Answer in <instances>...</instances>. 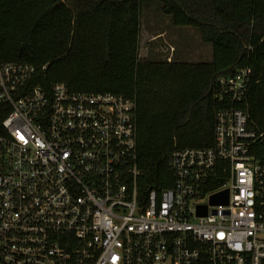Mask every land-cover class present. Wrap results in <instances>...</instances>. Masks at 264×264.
<instances>
[{"label":"built area","instance_id":"obj_1","mask_svg":"<svg viewBox=\"0 0 264 264\" xmlns=\"http://www.w3.org/2000/svg\"><path fill=\"white\" fill-rule=\"evenodd\" d=\"M34 73L0 62V264H264L250 68L216 79L213 145L173 150L172 186L144 194L135 100L32 85Z\"/></svg>","mask_w":264,"mask_h":264},{"label":"trees","instance_id":"obj_2","mask_svg":"<svg viewBox=\"0 0 264 264\" xmlns=\"http://www.w3.org/2000/svg\"><path fill=\"white\" fill-rule=\"evenodd\" d=\"M146 1L0 0V62L33 65L32 85L135 100L139 194L172 186L173 150L213 145L218 76L251 69L243 107L264 131V0H157L174 26L198 29L208 62L140 58Z\"/></svg>","mask_w":264,"mask_h":264},{"label":"rangeland","instance_id":"obj_3","mask_svg":"<svg viewBox=\"0 0 264 264\" xmlns=\"http://www.w3.org/2000/svg\"><path fill=\"white\" fill-rule=\"evenodd\" d=\"M63 1L70 4L72 0ZM140 25V58L199 62L207 60L211 54V45L201 41L198 29L174 26L157 0L142 4Z\"/></svg>","mask_w":264,"mask_h":264},{"label":"crops","instance_id":"obj_4","mask_svg":"<svg viewBox=\"0 0 264 264\" xmlns=\"http://www.w3.org/2000/svg\"><path fill=\"white\" fill-rule=\"evenodd\" d=\"M209 48V47H208ZM210 50V55H209V58L207 59V60H205V61H199V62H208V61H210L211 60V57H212V51H211V49H209ZM171 60H178V59H167V61H171ZM178 61H186V62H191V61H187V60H178Z\"/></svg>","mask_w":264,"mask_h":264},{"label":"water","instance_id":"obj_5","mask_svg":"<svg viewBox=\"0 0 264 264\" xmlns=\"http://www.w3.org/2000/svg\"><path fill=\"white\" fill-rule=\"evenodd\" d=\"M223 201L226 202V198H224Z\"/></svg>","mask_w":264,"mask_h":264},{"label":"bare ground","instance_id":"obj_6","mask_svg":"<svg viewBox=\"0 0 264 264\" xmlns=\"http://www.w3.org/2000/svg\"><path fill=\"white\" fill-rule=\"evenodd\" d=\"M139 189V188H138ZM159 189V188H158ZM141 192H143V191H141ZM141 192H138V193H141ZM145 192V191H144Z\"/></svg>","mask_w":264,"mask_h":264}]
</instances>
